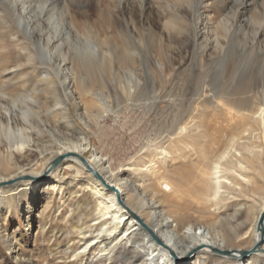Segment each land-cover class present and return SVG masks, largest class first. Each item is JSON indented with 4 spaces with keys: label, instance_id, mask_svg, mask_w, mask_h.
I'll list each match as a JSON object with an SVG mask.
<instances>
[{
    "label": "bare ground",
    "instance_id": "obj_1",
    "mask_svg": "<svg viewBox=\"0 0 264 264\" xmlns=\"http://www.w3.org/2000/svg\"><path fill=\"white\" fill-rule=\"evenodd\" d=\"M135 1L139 4L134 6L127 0H100L102 10L98 20L92 21L89 10L74 11L69 0H0V36L8 35L21 42L14 43L19 54L11 68L29 65L37 77L43 74L35 82L42 86L41 90L32 85L33 80L26 79L30 84L23 91L19 87L3 91L10 101L0 100V144L5 139L17 144V152L30 147L34 153L26 150L23 156H13L0 152V182L12 179L8 173L21 167L22 175L29 180L19 183L25 186L24 197L34 190L41 192V187L51 196L54 190H61L58 179L63 169L70 170L76 179L87 175L91 195L88 198L83 194L85 185L69 191L68 197L82 194L76 209L69 204V237L67 234L61 243L56 240L49 249L50 253L62 255V264H93L88 259L95 256L97 264L103 259L110 264H264V241L249 253L259 242L256 224L264 212V161L259 159V146L253 142L256 131L264 128V97L260 101L253 93L248 94L252 91L250 82L240 86L236 98L226 97L216 106L197 103L170 138L169 151L159 147L161 150H154L153 156L146 148L118 175L108 172L101 156L93 153L84 158L90 141L75 126L62 96L77 100L75 108L79 107L83 115L79 119L88 127L106 119L109 112L98 94L106 79L113 77L108 81L113 80L115 92L123 96H130L131 89L135 92L137 83H125L120 69L132 75L130 69L136 60L127 56L129 47L118 37L121 31L129 33V23L139 34L141 23L148 27L146 33L155 38L158 35L150 26L160 19L159 14H151L146 8L140 14L137 6L143 0ZM185 3L173 0L175 10L166 12L165 37L168 46L175 45L178 51L195 43V38L190 37L191 23L187 22L191 12ZM24 12L31 24L27 26L31 46L24 36H19L16 26L24 20ZM117 17L122 20L116 23ZM39 56L53 62L46 64L41 74L42 70L35 67ZM8 66L0 65V75L9 72ZM228 66H233L231 58ZM28 97L36 106L27 104ZM9 103L17 110H12ZM40 156L45 161L35 163ZM154 157L163 166L169 163L172 176H161L163 171L160 174V169L153 168ZM59 158L60 162L51 167ZM88 167L97 172L99 179ZM4 174L7 178H2ZM44 175L46 183L40 185V176ZM72 184L75 188L79 182ZM48 200L42 211L48 208ZM3 205L9 209L8 204ZM60 244H65L63 250ZM243 252L248 254L242 257Z\"/></svg>",
    "mask_w": 264,
    "mask_h": 264
},
{
    "label": "rangeland",
    "instance_id": "obj_2",
    "mask_svg": "<svg viewBox=\"0 0 264 264\" xmlns=\"http://www.w3.org/2000/svg\"><path fill=\"white\" fill-rule=\"evenodd\" d=\"M185 1L184 6L191 12V15L187 16V22L191 23L190 37L195 38V43L185 51L180 49L178 51L175 45L169 47V41L165 37L164 27L168 20L166 12H170V9L175 10L173 0H143L142 5L137 6L140 14L144 13L143 8L149 9L151 14L152 12L159 14L160 19H156L150 26V29L154 30L158 36L154 38L147 34L145 29L148 27L141 23L140 35L134 31L130 23L128 24L129 33L120 32L118 40L129 47L127 56H132L136 60L130 69L132 75L120 69V77L125 83L128 80L132 81L131 84L133 81L136 82L137 88L134 93H132L134 89L130 90V96H123L115 92V82L108 81L113 77L106 79L103 89L98 93L103 97L104 109L109 111L106 119L99 121L96 125L91 124L86 127L79 119V115L83 116L82 112L79 107L75 108L77 100L71 97L68 100L64 95L62 96L75 126L84 132L90 141L84 158L87 159L93 153L101 156L109 173L118 175L125 165L138 158L146 148H149L151 154H154V150L158 153L160 148L169 151L170 138L174 137L179 128L184 125L197 103L209 102V105L216 106L226 97V99L236 98L239 95V89L249 82V91H252L248 94H254L255 98L258 97L256 100L263 101L264 0ZM99 2L100 0H69L74 11L89 10L92 21L98 20L97 14L102 10L101 2ZM127 2L134 6L136 3L139 4L135 0H127ZM25 17L27 18L28 15L25 14L24 20L22 19L16 26L20 32L19 36H24V41L31 46V34L28 29L31 24ZM119 20L122 19L117 17L115 22ZM0 37V65L6 63L9 65L8 68L10 67L8 73L0 75V100L10 101L3 91L18 87L23 91L28 88L30 83H27L26 79L33 80L32 85L38 86V90H41L42 86L35 82L43 75L41 73L44 72L43 68L46 64L53 63L52 59L42 56L37 58L35 67L39 71L42 70L38 77L29 65L20 69L11 68L13 66L11 62L15 61L19 54V49L14 43L15 41L18 44L21 42L8 35ZM24 41L22 39V42ZM229 58L233 60L231 69L228 66ZM180 61H182L181 64H178ZM253 83L255 85L251 87ZM70 85H68V91L71 90ZM58 87L61 89L62 86L58 85ZM27 94L31 97L29 92ZM30 97L26 100L27 104L36 106L35 101ZM17 106L22 107V104L17 103ZM9 107H12L10 103ZM98 110L93 111V114ZM261 129L255 133L257 142L255 140L253 142L259 146L256 150L259 152V159L264 161V128ZM44 136L43 140H46ZM2 140L0 152H4V155L11 153L13 156L17 154L23 156L26 150L34 153V149L30 147H24L23 150L17 152V144ZM156 152L153 156H156ZM44 161L45 158L40 156L35 163L41 164ZM162 163L160 159L154 157L153 168L156 166L157 170L160 169V174L163 171L161 176H172L168 169L169 163L166 166ZM176 163L179 167V161ZM20 169L8 173L10 177H13L12 179L0 182L2 192L0 194V264H62V255L55 254V252L50 253L49 249H52L56 240L61 243L67 237V220L71 215L70 205L73 203L75 208L77 201L82 198V194L68 197L69 191L72 193L80 186L82 189L85 185L87 188L83 194H87L89 198L92 186L86 182V174H81V179H76L70 170L63 169L58 179V181L61 180L63 186L59 192L54 190L50 196L49 190L41 187V192L34 190L31 195L24 197L25 186H20L22 184L19 183L22 181L27 183L29 180L27 176L22 175ZM177 171L181 173L179 169ZM178 172L176 176L179 175ZM134 175L141 176L135 173ZM128 176H133V174ZM2 178H7V176H2ZM17 178L26 180L6 184ZM45 179L46 175L40 176V185L46 183ZM77 180L79 185L73 188L75 184L72 183ZM8 192H10L9 195ZM47 200L49 206L42 211ZM3 203L8 204L9 209ZM28 217L30 225H27ZM64 248L65 244L64 246L60 244L59 249ZM71 249L74 250L73 246ZM111 254L110 257L113 256ZM88 261L97 264L96 256L90 257ZM101 264H110V261L103 259Z\"/></svg>",
    "mask_w": 264,
    "mask_h": 264
},
{
    "label": "water",
    "instance_id": "obj_3",
    "mask_svg": "<svg viewBox=\"0 0 264 264\" xmlns=\"http://www.w3.org/2000/svg\"><path fill=\"white\" fill-rule=\"evenodd\" d=\"M61 159L62 158H59V159H56L55 161H53L51 167L56 166L60 162ZM81 161L83 163H85V159L82 158ZM88 170L92 173V175H93L94 178H98L99 179V177H98L99 175L97 174V172L93 171L90 167H88ZM22 180H26V179H24V178H17V179H15L13 181L7 182L6 184H11V183H14L16 181H22ZM6 184H4V185H6ZM141 227L143 229L145 228L144 225H141ZM256 232L259 233V242H258L257 246L253 250H251L249 253H252L253 251L259 249L260 245L264 241V212L262 214H260V216L258 218V221H257V224H256ZM247 254H248V252H243L240 255L242 257H244Z\"/></svg>",
    "mask_w": 264,
    "mask_h": 264
}]
</instances>
